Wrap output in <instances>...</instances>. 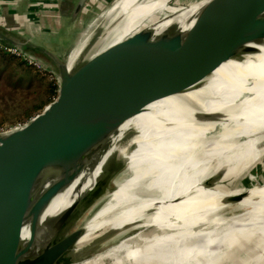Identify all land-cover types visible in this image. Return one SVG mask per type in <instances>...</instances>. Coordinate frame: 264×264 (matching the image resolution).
Instances as JSON below:
<instances>
[{
	"label": "water",
	"instance_id": "95a60500",
	"mask_svg": "<svg viewBox=\"0 0 264 264\" xmlns=\"http://www.w3.org/2000/svg\"><path fill=\"white\" fill-rule=\"evenodd\" d=\"M90 1L74 4L67 36L56 51L0 24V41L53 73L58 85L57 97L42 113L23 126L0 131V264L72 263L65 258L86 234L87 222L102 210L117 181L129 176L125 169L120 177L117 172L97 178L84 190L79 186L67 207L45 217L51 202L97 163L79 161L99 144L101 124L95 116L99 107L127 104L138 113L147 104L178 93L184 85L200 84L222 64L256 53L257 45L264 44L262 0H198L184 7L170 6L166 0L164 9L157 11L160 18L168 15L165 8L180 10L205 2L192 23L185 22L187 26L174 23L158 33L146 26L101 51L104 35L116 23L104 27V22L94 21L89 25L90 11L81 24ZM103 1L99 10L112 3L101 14L108 18L104 14L117 0ZM85 24L89 25L86 29ZM89 34L79 58L70 66L72 51ZM259 149H264V143ZM209 162L216 165L213 159ZM135 188L139 198L144 196L142 187ZM130 191L125 188L121 202H128ZM90 209L92 213L85 216ZM113 215L111 211L108 218ZM132 226L103 228L86 244L100 247L116 236L132 233Z\"/></svg>",
	"mask_w": 264,
	"mask_h": 264
},
{
	"label": "bare ground",
	"instance_id": "6f19581e",
	"mask_svg": "<svg viewBox=\"0 0 264 264\" xmlns=\"http://www.w3.org/2000/svg\"><path fill=\"white\" fill-rule=\"evenodd\" d=\"M165 3L117 0L104 14L116 24L104 35L100 50L151 21L162 20L157 11L163 10ZM201 4L165 10H189L185 19L174 22L184 27L188 25L185 22L192 23ZM89 37L72 51L70 66ZM257 47L258 52L227 61L200 84L184 85L178 93L161 97L138 113L133 105L112 103L95 111L101 124L99 144L79 163H97L51 202L45 217L67 207L77 187L83 185L84 190L97 178L125 169L130 174L117 181V188L87 222L86 234L66 260L104 248L97 257L82 262L113 258L117 264H181L174 257L185 242L198 264H207L212 254L222 259L233 251L240 237L249 236L256 221H264V184L239 192L219 183V172H209L211 159L225 166L264 154V149H259L264 143V44ZM253 95H257L254 100ZM136 186L144 190L141 198ZM126 187L131 188L130 198L121 202ZM111 211L114 215L108 218ZM128 224L133 225L132 233L94 249L86 244L103 228Z\"/></svg>",
	"mask_w": 264,
	"mask_h": 264
},
{
	"label": "rangeland",
	"instance_id": "374dc122",
	"mask_svg": "<svg viewBox=\"0 0 264 264\" xmlns=\"http://www.w3.org/2000/svg\"><path fill=\"white\" fill-rule=\"evenodd\" d=\"M196 1L198 0H169L168 4L170 6L177 5L180 7H184ZM103 2H104L103 0H93L92 3L90 4L88 8L89 12L91 11V13L89 14L90 15L89 18H91L89 25L94 21L98 22L99 24L104 22L105 23L104 27H106L109 24V19L108 18L106 19V17H101V14L105 10H107L108 7L112 5V3L104 4L102 9L99 10L98 6L101 5ZM204 2L205 1L201 3ZM52 4L56 5L55 2L52 1L36 2V6L38 7H42V6L44 7L46 5H52ZM61 7H62L61 4L58 5V8ZM94 12H96V14H94ZM59 13H60V9L59 12H57L54 15L57 21H59L60 18L58 17ZM167 14L168 15L162 20L151 21L147 23V25L149 26L151 25L155 29L163 28L174 22L180 21V19L182 18L185 19L189 15V10L185 13L178 11H171L170 13ZM86 15L87 14L82 15L80 20L81 24L85 22L84 19ZM18 18L15 19L17 21V25L18 23L19 25L23 24L24 22L27 23V21L31 22L29 15L28 16L23 15L22 17H18ZM1 20L3 22L8 23L11 19L9 17L1 15ZM89 25L85 24L84 28L86 29ZM31 29H33V31H40L41 27L39 25L35 27L32 26ZM139 29L140 28H138L137 30ZM32 34L34 37L30 36L31 39L39 38L37 32H33ZM60 36L64 38L62 34ZM0 75L2 76L0 79V122H2L0 131L2 129L14 128L16 126H23L32 117L42 113L45 110V108L50 104V103H44L46 99L45 94L42 93V90L44 89L45 86L44 81H42L41 79L39 80V78H35L33 76V73H30L28 71H23V69L17 65H0ZM256 97L257 95H253L251 98L254 100ZM27 112H32V114L30 117L25 118ZM263 157L264 154H260V155H256V157H252L249 160L237 161L232 165H225V166H220L218 162L217 163L215 162L216 165H214V163H210L211 165L209 168V172L211 171L219 172L220 173L219 183H222L227 188H236L239 190V192H245L255 185L264 184ZM221 168L224 169L223 172H220ZM122 171L123 170L119 171L120 172L119 177L123 175ZM241 185H245V187H242ZM95 205L96 203L94 204V206ZM90 213H92V209L87 210L84 213V215L86 216L89 215ZM82 219L83 218H80L77 223H80V220L82 221ZM235 247L236 248L233 251H230L228 254H225L222 257V259H219L217 254H212L207 264H264V221L263 220L256 221L252 227V231L249 234V236H246V238L240 237ZM103 250L106 251V249L103 248L101 251H98L100 253L98 252L93 253L92 256L80 260L79 262L76 263H74L76 259L72 260V263L70 264H84L82 261H86L97 257L99 254L103 252ZM124 253L126 252L124 251L121 254L124 255ZM192 253H193L192 248L186 245V243L184 242L181 245V247L177 249V253H175L174 260L181 261V264H198L197 260L194 258ZM88 264H117V263L114 262L113 258H107V259L105 258L99 261L93 260ZM126 264H133V262L128 261Z\"/></svg>",
	"mask_w": 264,
	"mask_h": 264
},
{
	"label": "crops",
	"instance_id": "0c3cea01",
	"mask_svg": "<svg viewBox=\"0 0 264 264\" xmlns=\"http://www.w3.org/2000/svg\"><path fill=\"white\" fill-rule=\"evenodd\" d=\"M47 1L55 2L56 5L36 6V2ZM76 2L77 0H0V24L8 27L10 31L26 37H34L32 33L37 32L39 38H32V40L52 51H56L67 36L70 13ZM60 4L62 7L58 8ZM59 9L60 13L58 17L60 18L57 21L54 15L59 12ZM88 12L89 9L85 8L83 14H87ZM1 15L9 17L11 20L8 23L3 22ZM23 15H29L31 22L27 21V23L24 22L20 25L18 23L17 25L15 19ZM38 25L41 27L40 31H33L31 29L32 26ZM61 34L64 38L60 36Z\"/></svg>",
	"mask_w": 264,
	"mask_h": 264
},
{
	"label": "trees",
	"instance_id": "16d2710c",
	"mask_svg": "<svg viewBox=\"0 0 264 264\" xmlns=\"http://www.w3.org/2000/svg\"><path fill=\"white\" fill-rule=\"evenodd\" d=\"M92 1L93 0L87 4V10ZM0 65H17L21 67L23 71L33 73L35 78H39V80L41 79L44 81L45 86L42 90V93L46 96L44 103H51L57 96L58 85L54 75L46 70L41 69L36 64L30 63L24 56L0 49ZM1 77L2 76L0 75V79ZM31 114L32 112H27L25 118L30 117ZM1 123L2 122H0V127Z\"/></svg>",
	"mask_w": 264,
	"mask_h": 264
},
{
	"label": "built area",
	"instance_id": "2783aa9c",
	"mask_svg": "<svg viewBox=\"0 0 264 264\" xmlns=\"http://www.w3.org/2000/svg\"><path fill=\"white\" fill-rule=\"evenodd\" d=\"M0 49H4L5 51H8V52H12V53H15V54H18V55H22L24 56L18 49L0 41ZM30 63H34L36 64L35 62H32L31 60H29L26 56H24ZM38 66V64H36ZM40 67V65L38 66ZM41 69H43L42 67H40ZM45 70V69H43ZM15 128V127H14ZM12 128H9V129H2L1 131H7V130H10Z\"/></svg>",
	"mask_w": 264,
	"mask_h": 264
}]
</instances>
